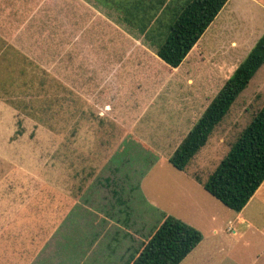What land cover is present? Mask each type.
I'll list each match as a JSON object with an SVG mask.
<instances>
[{"label": "rangeland", "instance_id": "rangeland-1", "mask_svg": "<svg viewBox=\"0 0 264 264\" xmlns=\"http://www.w3.org/2000/svg\"><path fill=\"white\" fill-rule=\"evenodd\" d=\"M61 1L21 41L33 60L0 98V264H126L163 214L203 234L179 264H264V182L240 221L195 177L264 106V64L187 167L169 161L264 32V0H228L178 67L128 41L131 26L117 13L112 27L95 0L78 35L75 0L66 18ZM58 206L81 207L64 219Z\"/></svg>", "mask_w": 264, "mask_h": 264}, {"label": "trees", "instance_id": "trees-1", "mask_svg": "<svg viewBox=\"0 0 264 264\" xmlns=\"http://www.w3.org/2000/svg\"><path fill=\"white\" fill-rule=\"evenodd\" d=\"M96 1L115 9L126 24L156 47L160 59L178 67L228 0ZM263 64L264 32L173 151L169 161L175 168L187 167ZM195 177L224 205L237 213L243 210L264 181V106L209 177L205 181ZM113 193L120 198L117 190ZM202 239L199 229L164 214L142 244L130 252L126 264H179Z\"/></svg>", "mask_w": 264, "mask_h": 264}, {"label": "crops", "instance_id": "crops-1", "mask_svg": "<svg viewBox=\"0 0 264 264\" xmlns=\"http://www.w3.org/2000/svg\"><path fill=\"white\" fill-rule=\"evenodd\" d=\"M52 1L53 0H0V98H2V95L4 94H7L8 96L11 95L10 92L11 88H13L14 80L17 79L18 81H20L21 79H23V75L27 71L25 69H28L29 67V59L32 58L29 57V55L24 52L25 50L21 48V41L26 40V36L37 26H51ZM74 3L76 12L75 19L77 20L78 25L76 33L83 36L85 35L84 12L89 11L91 17L94 18L97 17L94 12L95 10L97 11V9L95 8V6L89 4L85 0H75ZM98 4L101 10H106L108 12L107 17L109 19L103 14L101 16L110 21V23H112L113 25L112 27H115L116 24L110 19L113 17L116 18L117 11L113 8L104 6L100 2H98ZM61 7L66 8L65 10H63V17L66 18V14L68 12V2H66V0H62ZM90 28L93 31L94 26H91ZM131 29L132 31L130 30V32L124 31V33L130 37L128 38V41H137V44L141 46H143L144 44L145 46V43L141 40L142 34H140L138 30L133 27H131ZM133 34H135L136 36L138 35L139 38L133 37ZM25 43L28 44V42ZM23 87H27V84L22 83L21 88ZM4 103L6 102L0 101V109L3 107V105H5ZM0 113L2 112L0 111ZM120 204H125V202L123 201ZM80 207L81 206H58L57 209H60L62 211V213L60 214V218L64 217V219H69L73 215V211L76 210L80 212ZM72 208L75 209L69 215V211H71ZM124 213L125 216L123 218L122 225L126 226L129 222L130 212L124 210ZM242 216L243 214L241 212L237 213V217H239L240 221H243ZM228 222L231 223V220L229 219ZM155 225L153 226V228L155 227ZM216 231V228H214L213 232L215 233ZM146 237L141 241L139 245L142 244ZM137 247H131L129 253ZM113 250L114 248H110L108 251L109 254ZM31 257L24 264H30Z\"/></svg>", "mask_w": 264, "mask_h": 264}]
</instances>
